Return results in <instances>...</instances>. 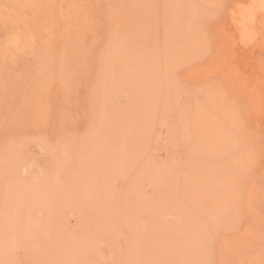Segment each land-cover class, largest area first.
I'll return each instance as SVG.
<instances>
[{"label":"rangeland","instance_id":"374dc122","mask_svg":"<svg viewBox=\"0 0 264 264\" xmlns=\"http://www.w3.org/2000/svg\"><path fill=\"white\" fill-rule=\"evenodd\" d=\"M251 1L0 0V212L17 183L21 229L48 228L43 179L74 206L54 209L67 256L31 236L0 260L264 264V11L254 41L233 22Z\"/></svg>","mask_w":264,"mask_h":264},{"label":"bare ground","instance_id":"6f19581e","mask_svg":"<svg viewBox=\"0 0 264 264\" xmlns=\"http://www.w3.org/2000/svg\"><path fill=\"white\" fill-rule=\"evenodd\" d=\"M261 11H264V0H253V1H251V3H249L248 5H246V6H243V7H240V8H238V12H237V14H236V17H234L235 19H234V21L233 22H235L236 21V23H234L235 24V26L238 28V30L240 31V35H241V37H243V39H244V41L247 43V42H250V41H254L253 39L255 38L256 39V37H257V34L255 33V32H252V30H253V26L255 25V23H256V18H257V15H259V12L260 13H263V12H261ZM235 16V15H234ZM232 21V20H231ZM255 27V26H254ZM257 30V29H256ZM233 31V30H232ZM255 33V34H254ZM239 35V34H238ZM255 35H256V37H255ZM238 38V37H237ZM243 39L241 38V40L243 41ZM246 43H244V44H246ZM255 43V42H254ZM253 43V44H254ZM256 44V43H255ZM247 45V44H246ZM254 46H257V45H254ZM106 105V104H105ZM140 106H141V103H140ZM143 106V105H142ZM145 106V105H144ZM143 106V107H144ZM142 107V108H143ZM128 108V110H129V107H127ZM135 108V107H134ZM139 108V107H138ZM141 108V109H142ZM145 108V107H144ZM132 110H133V108H131ZM132 110H129V111H131V113H132ZM139 110V109H138ZM137 110V111H138ZM149 110V109H148ZM141 111V110H140ZM145 111H146V109H145ZM102 112V111H101ZM109 113V112H108ZM119 113V112H118ZM125 113H127V116L126 117H128L129 115H131V113L130 112H125ZM133 113H135L134 111H133ZM143 113V112H142ZM145 113V112H144ZM106 114V113H105ZM116 114H117V112H115V114L113 113V116H116ZM121 114H123V112L121 113ZM120 114V117L122 116H124L125 114H123V115H121ZM99 118V117H98ZM119 118V117H118ZM123 118H125V117H123ZM126 119V118H125ZM129 119H131L130 118V116H129ZM98 120H100V118L98 119ZM106 120V119H105ZM123 121V120H122ZM131 122L133 123V119L131 120ZM110 124V123H109ZM122 124H123V122H122ZM128 124V123H127ZM108 125V124H107ZM104 126V125H103ZM111 126V125H110ZM109 126V127H110ZM129 126H131V128L133 127V129H135L134 128V125L132 126V125H129ZM112 127V126H111ZM105 128V127H104ZM103 128V129H104ZM110 129V128H109ZM113 129H115V128H112V131H114ZM97 130V129H96ZM96 130H95V128H94V132L96 133V134H98L97 132H96ZM105 130H107V129H105ZM107 131H109V130H107ZM135 131V130H134ZM102 132V131H101ZM136 133V132H135ZM96 134H94V136L92 137L93 138V140H94V138L96 137V136H98V135H96ZM108 134H110V133H108ZM138 134V133H137ZM96 135V136H95ZM125 135H123L122 137L124 138V140L126 139V136L124 137ZM89 137V136H88ZM106 137V136H105ZM101 138V137H100ZM97 139V138H96ZM99 139V138H98ZM121 139V138H120ZM133 140V139H132ZM89 141V143L88 144H90V140H88ZM104 141V140H103ZM122 141V140H121ZM126 141V140H125ZM131 141V140H130ZM133 141H135V140H133ZM87 142V141H86ZM86 142H84V143H86ZM98 142H100V139H99V141H97V143ZM123 142V141H122ZM81 143H82V141H81ZM83 143V144H84ZM87 143L85 144V145H82V146H89ZM81 145H79L78 146V148L79 147H81ZM121 145V144H120ZM123 145H125V142L123 143ZM122 145V146H123ZM128 145V144H127ZM131 145V144H130ZM72 146V145H71ZM91 146V145H90ZM99 146V145H98ZM101 146H102V144H101ZM135 146V145H134ZM127 147V146H126ZM136 147H137V145H136ZM97 148V147H96ZM123 147H121V149H122ZM127 148H129V147H127ZM132 148H134V147H132ZM80 149V148H79ZM89 149V148H88ZM94 149V147H92L91 148V150L94 152L93 154L95 155L94 157H96V154H98V153H100L99 151L97 152V150H96V152H95V150H93ZM126 149V148H125ZM124 149V150H125ZM62 150V149H61ZM81 151V154H82V151H83V157L85 156V154H86V159L87 158H91L92 159V161L93 162H89V159L86 161L87 163H85V164H89V163H94L95 164V161H94V157L92 158V156H89L88 154H92L91 153V150L90 151H86L85 152V149L83 148V150L82 149H80ZM124 150H123V152H124ZM129 150V149H128ZM120 152V151H119ZM122 152V154L124 155V153ZM128 152V151H127ZM134 152V151H133ZM130 153H132V150H131V152H130V150H129V154ZM99 155V154H98ZM98 155H97V157L96 158H100V157H102V155L100 154L99 155V157H98ZM122 155V156H123ZM126 155V154H125ZM135 155V154H134ZM65 156V155H64ZM81 156V157H82ZM87 156H89V157H87ZM127 156V155H126ZM129 156V155H128ZM82 157V158H83ZM84 157V158H85ZM59 158H60V156H59ZM62 158V157H61ZM95 158V159H96ZM64 160H65V158H63ZM63 159H61L62 161H63ZM77 159V158H76ZM76 159H74L73 161L74 162H76L77 160ZM101 159V158H100ZM99 159V160H100ZM76 160V161H75ZM98 160V159H97ZM96 160V161H97ZM25 161V160H24ZM66 161H68V160H65V162ZM78 161H80V160H78ZM85 162V161H84ZM83 162V163H84ZM68 163V162H67ZM128 163L129 162H127V165H128ZM62 165V164H61ZM67 165V164H66ZM93 165V164H92ZM65 166V165H64ZM91 165H89V167H90ZM23 167H25V166H23ZM80 167H81V165H80ZM80 167H78V168H80ZM83 168L85 167L84 166V164H83V166H82ZM88 167V166H87ZM92 167V166H91ZM9 168V167H8ZM70 169H73L71 166L69 167ZM7 169V168H6ZM66 169H68V166H67V168ZM92 168H88L87 170L88 171H90ZM16 169L15 168H10V169H8V170H5L6 172H10V173H14V171H15ZM55 170V169H54ZM56 170H58V169H56ZM55 170V171H56ZM84 170V169H83ZM99 171H101V169L99 168L98 169ZM114 170V169H113ZM62 171V169L60 170V172ZM68 171V170H67ZM92 171V170H91ZM94 171V170H93ZM96 171V170H95ZM74 172V171H73ZM73 172L71 173V174H69V175H72L73 174ZM75 172H76V170H75ZM82 172H84V171H82ZM86 172V171H85ZM41 173V172H40ZM48 173V172H47ZM43 174V176H46V175H50L51 173H48V174ZM64 173V172H63ZM70 173V172H69ZM15 174V173H14ZM58 174V173H57ZM66 174V173H65ZM75 174H77V173H75ZM75 174H73V175H75ZM145 174V173H144ZM143 174V175H144ZM54 175H56V173H54ZM60 175V174H59ZM79 175V174H78ZM85 175H86V173H85ZM148 175V174H147ZM155 175V174H154ZM11 176V175H10ZM52 177H54L53 175H51ZM63 176H64V174H63ZM66 176V175H65ZM68 176V175H67ZM144 176H146V175H144ZM143 176V178H146V177H144ZM150 176V175H149ZM153 176V175H152ZM151 176V177H152ZM14 177V176H13ZM42 177V176H41ZM85 177V176H84ZM43 178V177H42ZM45 178V177H44ZM58 178V177H57ZM73 178H75V176H73ZM80 178V176L78 177L77 176V179H79ZM125 178V177H124ZM52 179V178H51ZM54 179V178H53ZM41 180V179H40ZM45 180V181H44ZM80 180V179H79ZM83 180V179H82ZM81 180V181H82ZM14 181V180H13ZM52 181V180H51ZM58 181H59V179H58ZM84 181H86V180H84ZM62 182V181H61ZM58 183V182H57ZM56 183V184H57ZM60 183V182H59ZM54 184V183H53ZM51 182H49V179L48 180H46V179H43V181H42V183L40 184V185H38V190H41L42 192H43V198H44V202H43V207L45 206L46 208H47V210L48 211H50L51 213H50V216L47 218V223H48V228H45V229H42V227L41 226H39L40 228L39 229H37V230H30L29 231V228H28V231H27V229L25 228V227H27V226H25L26 225V223L28 222V220L29 221H31V219L33 218V216H32V214L34 215V213L32 212V210H30L29 209V207L27 206V202H26V204H25V200H24V202H23V197L25 196V194L23 195L22 193H23V190H25V189H23V190H21V185H17V183H13V184H11L10 186H11V188H12V191L10 192V194H9V199H10V202L9 201H7V202H9L8 204H5V206L4 207H2V212H0V220H1V222H0V250H2L3 252L5 251H7V253H6V256H8V255H10V253L11 252H13L12 251V249L14 250V248L13 247H15V245H17V244H20V243H27L28 241H30V238H31V236L32 237H34L33 238V240L36 238V236H37V238H38V242L40 243V249H41V252H42V249L44 248V250H43V252H42V256H49L50 258H51V256H52V258H54V256H67L68 254H67V252L65 251V248L66 247H63V245H62V242H61V240H62V238H61V236H59V235H61V233H60V231L58 232V230H59V227H60V225H59V223H58V219H59V217H60V213L61 212H59L58 211V209L57 210H54V209H56V205L58 204V200H62V197H61V195L59 194V192H63V190L62 189H59L58 190V187H57V185L56 184H54L53 185ZM41 186H42V189H41ZM137 186V185H136ZM75 187V186H74ZM59 188H61V185H60V187ZM40 191V192H41ZM26 193V192H25ZM65 193V192H64ZM21 194L23 195V197L21 196ZM62 194V193H61ZM64 195V194H63ZM21 196V197H20ZM65 196V195H64ZM38 197V196H37ZM65 197H67V196H65ZM39 198V197H38ZM30 199V198H29ZM31 199H32V197H31ZM64 200H66V199H63L62 201H64ZM68 200H69V198H68ZM68 200H66V201H68ZM6 201V200H5ZM27 201V200H26ZM65 202V201H64ZM36 203H37V201H36ZM67 202H65V206L64 207H66L65 209H64V212L69 208V207H71L72 205H68V204H66ZM62 204H63V202H62ZM160 204V203H159ZM58 206H60V205H58ZM159 206V205H158ZM72 207H74V206H72ZM35 208V207H34ZM39 208H41V207H39ZM58 208V207H57ZM63 208V207H62ZM61 208V209H62ZM53 211H55L54 212V214H52L53 213ZM60 211H62V210H60ZM31 212H32V214H31ZM38 212V211H37ZM39 212H40V210H39ZM41 213V212H40ZM49 214V213H48ZM63 215V214H62ZM63 217V216H62ZM42 219V218H41ZM46 219V218H45ZM60 222H62V219L60 218ZM41 222V221H40ZM46 224V222L44 221L43 223L41 222L40 224H42V226H43V224ZM61 225H63L62 223H61ZM23 226H25L23 229H24V231L21 229ZM49 226H50V228H49ZM47 227V226H46ZM62 228V227H61ZM62 230V229H61ZM27 231V232H26ZM164 231V230H163ZM30 232V233H29ZM57 232L58 233H60L59 235L57 234ZM47 233H49V234H47ZM165 235V234H164ZM163 235V236H164ZM163 239H170V240H168V241H171V238L170 237H168V235H166V236H164V238H162L161 240H163ZM32 240V239H31ZM150 245V244H149ZM168 246V245H167ZM38 249V248H37ZM36 250V249H35ZM81 250H82V248H81ZM198 249H195V252L197 251ZM38 251V250H37ZM78 251V249H76V251H75V253H74V255L73 256H71L70 257V259L68 260V262H67V264L70 262V264H79L78 262H80V264H81V262H82V259L84 258V260H85V256H81V255H83V253L82 252H77ZM79 251H80V249H79ZM200 251H203V250H200ZM2 253V252H1ZM0 253V254H1ZM197 253H199V250L197 251ZM201 253V252H200ZM4 254V253H3ZM38 254H39V251H38ZM51 254V255H50ZM55 254V255H54ZM81 254V255H80ZM86 254H87V252H86ZM85 254V255H86ZM5 255V254H4ZM1 257H3V255L1 256ZM0 257V258H1ZM5 258H3V260H0V264H5V260H4ZM54 261V260H53ZM43 263V262H42ZM41 263V264H42ZM45 263H47V264H52V259L51 260H49V261H45ZM54 263V262H53Z\"/></svg>","mask_w":264,"mask_h":264}]
</instances>
